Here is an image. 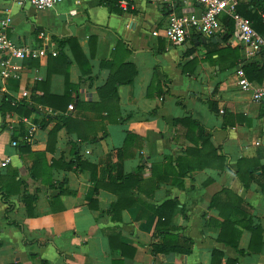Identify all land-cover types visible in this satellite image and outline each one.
Returning a JSON list of instances; mask_svg holds the SVG:
<instances>
[{"label": "crops", "instance_id": "crops-1", "mask_svg": "<svg viewBox=\"0 0 264 264\" xmlns=\"http://www.w3.org/2000/svg\"><path fill=\"white\" fill-rule=\"evenodd\" d=\"M118 1L65 0L29 7L33 17L0 0L7 36L46 50L0 76V163L9 158L0 165V264H210L213 250L221 264H264V105L234 72L254 65L262 80L247 79L264 85V55L242 60L232 34L222 39L224 18L212 37L167 41L169 15L199 14L197 4L126 0L123 10ZM237 6L260 34L264 0ZM61 37L75 44L60 46ZM225 47L238 48L233 66L210 55ZM65 91L67 100L53 98ZM138 167L128 187L111 178ZM120 200L135 204L112 211ZM167 200L175 202L169 233L189 250L153 256L157 216L143 203ZM225 224L240 232L235 246L232 227L218 239ZM248 224L262 228L260 239ZM113 234L134 249L131 258L110 247Z\"/></svg>", "mask_w": 264, "mask_h": 264}, {"label": "built area", "instance_id": "built-area-1", "mask_svg": "<svg viewBox=\"0 0 264 264\" xmlns=\"http://www.w3.org/2000/svg\"><path fill=\"white\" fill-rule=\"evenodd\" d=\"M15 1L21 8L31 7L36 11L54 8L65 0H10ZM150 4H159L171 7L178 3L191 2L198 5L199 14L182 11L179 14L171 13L164 29V38L173 43L183 44L192 35L212 37L222 31V19H229L233 22L232 37L242 46V60L250 59L258 54L264 55V37L258 34L252 27L248 18L240 14L237 9V0H143ZM119 7L123 10L128 8L126 0H119ZM72 13V12H71ZM74 14V13H72ZM8 22L0 18V53L3 57L0 60V76L6 78L8 66L16 60H23L28 57L44 56L46 50L42 47H32L20 44L12 40L6 34ZM53 55L56 52H52ZM12 66V65H10ZM238 79V86L243 91L251 94L252 102L264 105V85H253L244 71L239 66L234 70ZM27 95L26 91L22 92ZM1 96V92H0ZM70 109L72 108L69 106ZM222 112V111H221ZM15 146L16 143L14 142ZM9 158H5L0 165L5 166Z\"/></svg>", "mask_w": 264, "mask_h": 264}, {"label": "trees", "instance_id": "trees-1", "mask_svg": "<svg viewBox=\"0 0 264 264\" xmlns=\"http://www.w3.org/2000/svg\"><path fill=\"white\" fill-rule=\"evenodd\" d=\"M237 11L242 14L244 17L249 18L248 12L245 11L244 9H240V7L236 6ZM224 24H225V35L222 37L223 40H226L232 33L233 30V22L229 19H224ZM260 35L262 37H264V22H261V27L259 29ZM70 42V44H75V40L72 38H68V37H61L60 46H63L64 43L66 42ZM212 54H217V60L222 62L223 60L229 59L230 63L228 64L229 66H233L234 62L236 59H238L239 57V52H238V48L237 47H225V48H215L214 50H212L210 52V55ZM242 68V67H241ZM242 71H244L245 76L247 77V75H249L247 78L251 81V80H256L258 82H261L262 77H263V71L256 69V67L254 65H250L247 67L242 68ZM66 73V72H65ZM66 76V74H65ZM67 79V77H66ZM68 97V91H65V94L63 96L60 97H53L54 99H56L57 101H63V100H67ZM25 106V105H24ZM200 135L203 137L202 140V148L204 149V146H206V144H209V135H207L206 133H204V131L200 128ZM211 149V148H210ZM206 156H209V152L206 153ZM218 161H220V163L223 162V158L222 157H217L216 158ZM77 160V159H76ZM181 161V160H179ZM177 167L181 168V162H177ZM141 168H137L133 173L128 174V175H123V176H118V177H114L113 175L111 176V178L114 179V181L118 182L123 180V184H121L120 186L122 188L128 187L132 182H135L138 177V174L140 172ZM262 171L264 172V166L261 167ZM184 174V170H180L178 171V173H176V175H183ZM242 174V171L240 170V168L238 169V176H240ZM251 176V175H250ZM237 198V197H235ZM119 199H121V197H119ZM215 197L213 199V203H215ZM239 202V199H237ZM135 203H129V204H124L120 202L116 201V203L111 204L110 209L112 211H120L123 208L126 207H131L132 205H134ZM147 208H149L152 212H154V214L157 216V221H156V225H155V230H156V234L161 238V242H152L151 243V254L153 256H156L158 254H167V253H175V252H188L189 249L185 248L184 245L180 242V239L177 235H172L170 234V230L168 229V225H169V221H170V217L172 215V212L174 210L175 207V202L171 201V200H167L165 201L163 204H161L158 207H154L152 205L147 204L146 202L143 203ZM110 210V211H111ZM232 225L231 224H225L223 227L221 225V232L219 233V237L218 239L220 241H225L222 237V235L226 234V232L228 231L229 228H231ZM233 228V227H232ZM246 228L249 229L252 233L251 236V240H256V239H260V235L262 233V228L257 226H251V224L246 225ZM231 232H234L236 234V238L234 240V242L232 243L233 246H235L237 244V240L239 237V230H235L233 228V230H231ZM118 238L117 235L113 234L112 236L109 237V243H110V247L114 248H118L121 252V256L122 257H132L133 253H134V249L130 246H127L126 244H123L121 242H119L118 244H115L114 241ZM185 241V240H184ZM127 251H129V253H127ZM221 257H222V253L218 250H213L211 252V256H210V264H221ZM112 264H123L122 260L120 259H114L112 261ZM228 264H230L228 262Z\"/></svg>", "mask_w": 264, "mask_h": 264}, {"label": "water", "instance_id": "water-1", "mask_svg": "<svg viewBox=\"0 0 264 264\" xmlns=\"http://www.w3.org/2000/svg\"><path fill=\"white\" fill-rule=\"evenodd\" d=\"M199 41L202 42V43L211 42V41H212V42H215V38L205 39L204 37H201V38L199 39ZM217 41L221 42L219 38L217 39Z\"/></svg>", "mask_w": 264, "mask_h": 264}, {"label": "rangeland", "instance_id": "rangeland-1", "mask_svg": "<svg viewBox=\"0 0 264 264\" xmlns=\"http://www.w3.org/2000/svg\"><path fill=\"white\" fill-rule=\"evenodd\" d=\"M26 8H28V13H29L31 16L34 17L35 14L32 13V12H33L32 10H29V9H30L29 6H27ZM27 43H28V41H27Z\"/></svg>", "mask_w": 264, "mask_h": 264}]
</instances>
